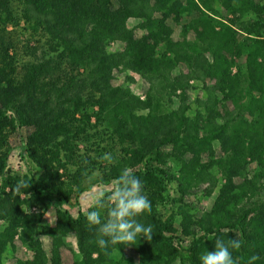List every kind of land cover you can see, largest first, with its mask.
I'll list each match as a JSON object with an SVG mask.
<instances>
[{
    "label": "trees",
    "instance_id": "obj_1",
    "mask_svg": "<svg viewBox=\"0 0 264 264\" xmlns=\"http://www.w3.org/2000/svg\"><path fill=\"white\" fill-rule=\"evenodd\" d=\"M9 5L0 0V20L21 21L41 44L28 59L12 60L16 72L5 60L0 66V132L29 128L22 150L40 172L29 167L21 178L0 177V264H59L69 232L76 249L69 264H200L217 238L230 237L242 241L233 253L238 264L252 255L264 264V1L17 0L14 11ZM171 23L179 25V38L171 36ZM134 75L145 82L143 94L128 86ZM91 117L117 140L111 164L101 151L72 152ZM94 169L98 182L124 169L143 182L152 210L138 219L152 225L153 238L129 246L136 262L125 256L128 246H97L89 208L73 215L62 206L89 187ZM200 183L198 195L214 193L203 208L195 205ZM53 201L49 225L43 213ZM40 233L50 237L48 255ZM14 236L30 257L6 263L2 254Z\"/></svg>",
    "mask_w": 264,
    "mask_h": 264
},
{
    "label": "rangeland",
    "instance_id": "obj_2",
    "mask_svg": "<svg viewBox=\"0 0 264 264\" xmlns=\"http://www.w3.org/2000/svg\"><path fill=\"white\" fill-rule=\"evenodd\" d=\"M261 2L264 0H260ZM7 4L9 5L10 10H18L17 0H7ZM11 10V11H12ZM1 11V9H0ZM2 15V11L0 16ZM223 17L228 18L231 15H228L223 11ZM135 20L133 18L128 19V24L134 23ZM172 33L171 36L175 38H179V25L175 23H171ZM28 29L23 28L22 22H13L10 20L2 21L0 20V66L5 60L9 66H13V72H16L14 64H12V60L14 58H22L28 59L30 57L31 49L35 46L40 45L41 39L39 37L35 41V37L30 36V32ZM30 36V37H29ZM190 36V33L188 34ZM6 48V56L3 55V48ZM26 54H25V52ZM9 56V57H8ZM21 59V60H22ZM6 63V64H7ZM52 64V62H51ZM50 64V65H51ZM17 66V65H16ZM118 80H122V75H119ZM129 88L132 92L136 94H143L145 90V82L138 75H134V81L128 83ZM29 131V128H22L16 130L3 129L0 132V177L3 176H18L22 177V174L26 171L27 168H31L34 174L40 172V168H37L33 163L29 162V159L25 156V152L22 150V140L23 136ZM83 141L75 142L72 144V149H74V153L91 156L94 155V151L98 153L101 151L103 154L111 153L112 151H116L117 140L110 133L108 129H105V125L103 123H99L95 118H90V124L84 127V132L82 138ZM214 143V142H213ZM214 151L216 155L222 154V149L216 143L213 145ZM3 156V160H1ZM62 158V156H60ZM63 159V158H62ZM3 161V162H2ZM92 166L88 165L90 168ZM92 171L86 178V182H91L89 187L79 193L76 199H70V202L63 203V207H66L71 214H75L77 209L86 210L91 207L93 197L98 192H108L112 187V182L108 183L98 182L95 176L98 174V171ZM58 172H62V169H58ZM60 180L65 181L66 177L64 175H60ZM222 180L219 176V181ZM17 182V180H16ZM204 186V183H200L198 190L195 191V205L197 208H203L210 205L212 199L214 197V193H212L208 197H204L198 195L200 187ZM7 188V187H6ZM54 205L56 202L53 201L48 208L43 213V221L46 224L51 225L54 221ZM166 213V211H164ZM41 245L46 254L48 255V250L50 246V237L47 234L40 233L39 234ZM13 246L7 247L2 254L4 262H14L16 260H26L30 257V250L19 240L17 236L13 237ZM75 239L72 233H68L63 239L62 245L59 247V264H69L72 259L75 257ZM125 256H130L132 261H137L136 253L131 249V247H126L123 250ZM46 264H51L47 262Z\"/></svg>",
    "mask_w": 264,
    "mask_h": 264
},
{
    "label": "clouds",
    "instance_id": "obj_3",
    "mask_svg": "<svg viewBox=\"0 0 264 264\" xmlns=\"http://www.w3.org/2000/svg\"><path fill=\"white\" fill-rule=\"evenodd\" d=\"M101 159L108 164L114 162L111 153H105ZM21 187L29 185L21 184ZM143 182L130 169H124L112 182L108 192H98L92 205L86 212V221L95 230V243L101 249L112 246H132L140 238L151 241L153 227L142 223L138 217L151 213L152 205L144 193ZM242 247L238 238H217L212 250L203 252L200 264H238L233 253ZM257 255H252L247 264H255Z\"/></svg>",
    "mask_w": 264,
    "mask_h": 264
}]
</instances>
